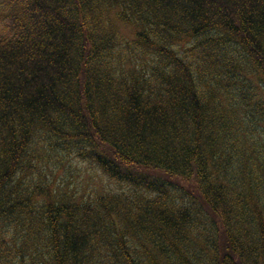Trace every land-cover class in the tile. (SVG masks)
<instances>
[{"label": "trees", "instance_id": "16d2710c", "mask_svg": "<svg viewBox=\"0 0 264 264\" xmlns=\"http://www.w3.org/2000/svg\"><path fill=\"white\" fill-rule=\"evenodd\" d=\"M0 264H264V0H0Z\"/></svg>", "mask_w": 264, "mask_h": 264}, {"label": "rangeland", "instance_id": "374dc122", "mask_svg": "<svg viewBox=\"0 0 264 264\" xmlns=\"http://www.w3.org/2000/svg\"><path fill=\"white\" fill-rule=\"evenodd\" d=\"M53 164L55 165L52 166V168L56 170L59 169L61 163L54 160ZM55 177H57V183L63 186L62 189H66L69 186L71 191L77 189L80 184H85L87 182V177H90V180H88L90 194H93L98 189L109 190L110 188H114L113 185H109L99 174L96 175V170L90 165L75 162L73 159L70 160V157H66L62 160V168L58 174H55ZM55 177L52 175V171L48 173L49 180L53 181Z\"/></svg>", "mask_w": 264, "mask_h": 264}]
</instances>
